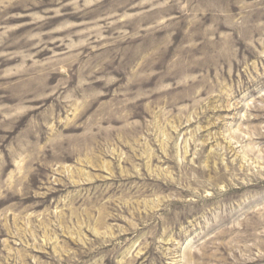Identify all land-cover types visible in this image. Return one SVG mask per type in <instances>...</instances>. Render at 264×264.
Returning <instances> with one entry per match:
<instances>
[{"label":"rangeland","instance_id":"obj_1","mask_svg":"<svg viewBox=\"0 0 264 264\" xmlns=\"http://www.w3.org/2000/svg\"><path fill=\"white\" fill-rule=\"evenodd\" d=\"M0 264H264V0H0Z\"/></svg>","mask_w":264,"mask_h":264}]
</instances>
